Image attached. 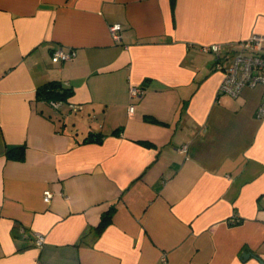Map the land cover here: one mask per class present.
I'll list each match as a JSON object with an SVG mask.
<instances>
[{
  "label": "crops",
  "instance_id": "0c3cea01",
  "mask_svg": "<svg viewBox=\"0 0 264 264\" xmlns=\"http://www.w3.org/2000/svg\"><path fill=\"white\" fill-rule=\"evenodd\" d=\"M252 35L264 0H0V264H264V86L219 94L202 51Z\"/></svg>",
  "mask_w": 264,
  "mask_h": 264
},
{
  "label": "built area",
  "instance_id": "2783aa9c",
  "mask_svg": "<svg viewBox=\"0 0 264 264\" xmlns=\"http://www.w3.org/2000/svg\"><path fill=\"white\" fill-rule=\"evenodd\" d=\"M122 26L113 24L109 26L108 32L110 37L119 42L121 40L120 33ZM264 37L260 35H252L238 43L237 49L231 57L229 65L221 63L224 53L223 47L219 44H212L202 47V51L213 55L215 60V69L223 74V79L218 87V93L236 98L241 95L245 88H254L258 85L264 86ZM75 52L72 49H57L50 56L52 63L72 61ZM144 93L141 86L130 85L128 89V97L130 100H138ZM49 105L57 110L62 106V101L50 102ZM79 106L71 105V110L79 109ZM134 105H130L128 112L133 113ZM256 118L264 120V102L257 109ZM181 153H186L187 146L183 145L179 149ZM52 192L46 190L42 194V200L45 204H49L52 200ZM35 245L37 248L42 247L44 239L36 236ZM162 263L165 259L162 257Z\"/></svg>",
  "mask_w": 264,
  "mask_h": 264
},
{
  "label": "trees",
  "instance_id": "16d2710c",
  "mask_svg": "<svg viewBox=\"0 0 264 264\" xmlns=\"http://www.w3.org/2000/svg\"><path fill=\"white\" fill-rule=\"evenodd\" d=\"M72 91L70 88L63 86L58 81H50L40 86L36 91V97L38 101L46 103L64 101L70 95ZM7 159H14L21 161L24 158V147H18L16 149L6 152ZM112 211L109 210L104 213L100 219L99 225L96 228L97 233H101L111 221Z\"/></svg>",
  "mask_w": 264,
  "mask_h": 264
},
{
  "label": "water",
  "instance_id": "95a60500",
  "mask_svg": "<svg viewBox=\"0 0 264 264\" xmlns=\"http://www.w3.org/2000/svg\"><path fill=\"white\" fill-rule=\"evenodd\" d=\"M95 141H96V139H95ZM242 256H243V258H247L248 256H250V254L249 253H244Z\"/></svg>",
  "mask_w": 264,
  "mask_h": 264
}]
</instances>
